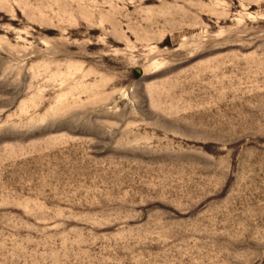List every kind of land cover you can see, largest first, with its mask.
<instances>
[{"label": "rangeland", "instance_id": "1", "mask_svg": "<svg viewBox=\"0 0 264 264\" xmlns=\"http://www.w3.org/2000/svg\"><path fill=\"white\" fill-rule=\"evenodd\" d=\"M0 264H264V0H0Z\"/></svg>", "mask_w": 264, "mask_h": 264}]
</instances>
